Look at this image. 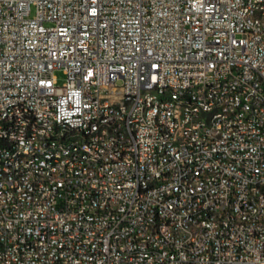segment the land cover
<instances>
[{
	"label": "built area",
	"instance_id": "2783aa9c",
	"mask_svg": "<svg viewBox=\"0 0 264 264\" xmlns=\"http://www.w3.org/2000/svg\"><path fill=\"white\" fill-rule=\"evenodd\" d=\"M259 5L0 0V264H264V207L242 220L243 208L264 200ZM162 84L199 94V103L172 96L154 111L149 89L165 93ZM133 90L138 101L127 100ZM116 103L122 112H111ZM211 107L231 110L232 121L199 123ZM25 108L45 125L28 116L2 140L3 120ZM67 120L85 128L82 147L95 157L75 160L71 146H49L71 133ZM33 126L43 127L41 138ZM33 148L50 151L47 163ZM201 211L208 226H198ZM144 227L151 238L134 241ZM140 248L152 250V261L139 259Z\"/></svg>",
	"mask_w": 264,
	"mask_h": 264
},
{
	"label": "bare ground",
	"instance_id": "6f19581e",
	"mask_svg": "<svg viewBox=\"0 0 264 264\" xmlns=\"http://www.w3.org/2000/svg\"><path fill=\"white\" fill-rule=\"evenodd\" d=\"M256 26H264V0H260V5L256 10ZM209 86H217V79H209ZM162 91L165 93H157V89H149V96H155L154 111H162L165 102L171 101L174 96V104H198L199 94L183 93L182 88L177 85L162 84ZM231 91H238V84H231ZM140 90L127 92L128 101H138ZM123 103L111 105V112H122ZM190 115H198V108H190ZM28 116H31L33 125H45V118H41L35 114L34 108H25V114H10V119L3 120L2 140H9L11 130H16V124L28 123ZM225 121H232V111L222 109L221 107H211L203 111V115H199V123L206 121H217L219 117ZM67 131L71 133L62 138L50 137L49 146L63 148L71 146V152L75 155V160H83V156L95 157V150L86 146L85 128L78 126L75 120H67ZM43 127L33 126L32 135L34 138H41ZM117 134L120 138H127V129L125 126H117ZM79 141V144H75ZM31 155V148H22L21 156ZM33 155H37V161L47 163L50 158V151L45 148H33ZM216 153H207V161H215ZM99 164H106V156H99ZM197 166H188V175H196ZM264 200L263 198H255L254 203H249V207L243 208L242 220H249V217L261 216L263 214ZM226 207H215V215H225ZM233 223H241V216H233ZM209 225V211H201V218L198 219V226ZM151 238V227H144L142 232L134 233V241H144ZM139 259L142 261H152L153 252L148 248L139 249Z\"/></svg>",
	"mask_w": 264,
	"mask_h": 264
},
{
	"label": "rangeland",
	"instance_id": "374dc122",
	"mask_svg": "<svg viewBox=\"0 0 264 264\" xmlns=\"http://www.w3.org/2000/svg\"><path fill=\"white\" fill-rule=\"evenodd\" d=\"M55 75L58 78L59 84H63L66 80V74L64 73L63 70H56Z\"/></svg>",
	"mask_w": 264,
	"mask_h": 264
}]
</instances>
